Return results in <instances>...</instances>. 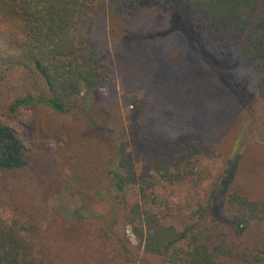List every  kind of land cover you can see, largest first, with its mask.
<instances>
[{"label":"trees","instance_id":"1","mask_svg":"<svg viewBox=\"0 0 264 264\" xmlns=\"http://www.w3.org/2000/svg\"><path fill=\"white\" fill-rule=\"evenodd\" d=\"M147 8L170 22L156 43L136 51L93 36L95 14L112 28L127 23V11ZM217 46L229 53L222 63ZM233 59L258 67L252 96L225 81ZM16 69L24 72L21 86L5 98L4 115L31 110L35 146L27 151L0 124V264L148 263L126 225L158 264H218L219 257L264 264V198L254 187L223 195L237 212L229 232L210 217L221 193L216 182L181 229L125 198L139 185L145 202L153 173L171 185L184 182L197 158L218 147L227 152L222 189L239 164V173L264 182V145L253 130L262 118L250 104L256 98L264 105V0H0V85ZM117 85L125 97L142 94L137 140L152 148L142 158L147 176L125 152ZM102 87L109 96L101 99ZM237 108L247 117L239 125ZM65 170L76 177L72 193L80 201L70 218L55 204ZM254 224L261 230L248 233L249 246L231 249L229 235L243 237Z\"/></svg>","mask_w":264,"mask_h":264},{"label":"rangeland","instance_id":"2","mask_svg":"<svg viewBox=\"0 0 264 264\" xmlns=\"http://www.w3.org/2000/svg\"><path fill=\"white\" fill-rule=\"evenodd\" d=\"M124 16L127 20L124 26L115 25L111 28L107 19L102 20L98 13L95 14L93 36L101 41L104 39L108 42H113V40L118 41L123 47L137 51L141 43L146 41L156 43V39H158L155 38L156 33L171 30L168 25L170 22L165 19L163 13L158 9L147 8L137 12L127 11ZM189 34H191V30ZM213 52L220 57V63L229 56V53L222 46H217ZM225 70V75L227 77L225 81L228 85L232 83L238 87L245 85L244 88L247 96H252L253 84L260 73L255 64H242L233 59ZM23 74L24 72L21 69L13 70L0 85V124L12 130L18 136L24 148L27 151H31L35 146V144L31 142L29 134L31 125L34 121L32 111L25 109L21 110L13 119H9L4 115L3 108L6 101L5 98L8 99L14 92H18ZM119 87L120 86L117 85V95L121 109V124L119 123V125L124 128V133L121 135L123 136V141L127 143L125 152L136 162L137 174L147 176V166L145 162L142 161V158H147L146 156L152 151V148L137 140L139 121L142 118L143 109V104L139 101L142 94L139 92L134 96L128 95L125 97ZM100 92L102 94L101 99L105 96H109V91L104 87L101 88ZM250 104L255 107V110L257 109L259 118H262L256 123L253 130L256 132L258 143L264 145V105L256 98H253V102ZM241 118L245 120L247 117L245 114L241 116L237 108L234 121L238 124ZM249 138L251 141L248 139L244 144L246 148L248 147V150H251L253 149V147H251V142L255 139H253V136ZM54 150V142L47 144L46 151L48 153ZM225 150V148L218 147L216 149L204 151L197 158L195 174L180 184H168L162 179L157 178L153 173L151 179L153 184L151 189L146 193L148 198H145V202L141 196L139 185L128 187L125 192L128 205L131 208L134 207L135 204L141 206L142 209L149 208L152 212L158 214L166 224L173 225L176 229H181L186 223L193 219L191 217L194 215V210L205 205L210 191L212 188H216L213 184L216 182L218 183L216 190L220 189L221 191L219 192L221 193L212 201L213 210L212 213L210 212V217L213 220H215V217L218 218L222 228L229 232L230 225L236 221L237 212L235 207L229 208V204L223 195L227 191L230 192L231 188L247 189L248 187H254L258 197L264 198V182L259 181L261 180L260 175H252L250 172L239 173V164L238 169L234 173V178L232 177L230 180L226 181V187L222 189V187H220V183L222 182L221 178L224 177L223 174L227 170L225 168V163H227V152ZM261 152L262 153L258 154V160L261 161L263 169L262 174L264 177V149ZM154 154L156 155L157 153ZM69 157L71 156L69 155ZM75 184L76 177L73 173L68 170L63 171L59 183L60 192L55 197V204L61 214L66 218H70L72 212L80 205L79 198L72 193V188ZM211 219L209 220L212 222L213 220ZM256 225L259 224L252 225L243 237L238 238L230 234L228 238L229 247L235 251H243L244 247L249 246V242L253 239L248 233H258V231L261 230V227ZM262 226L264 227V225ZM124 230L130 242L135 246V249L139 250L141 259L146 258V260H148L146 264H158V260L155 256L152 257L145 254L142 246L139 247L131 227L126 225ZM262 232V234H264V229ZM218 264L241 263L237 260L226 261L224 258L219 257Z\"/></svg>","mask_w":264,"mask_h":264}]
</instances>
